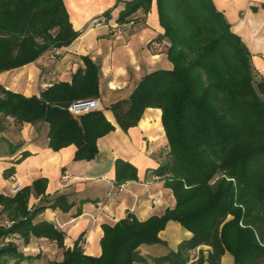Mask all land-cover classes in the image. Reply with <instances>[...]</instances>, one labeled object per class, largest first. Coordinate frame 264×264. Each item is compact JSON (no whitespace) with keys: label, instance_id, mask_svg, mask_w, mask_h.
I'll return each instance as SVG.
<instances>
[{"label":"trees","instance_id":"16d2710c","mask_svg":"<svg viewBox=\"0 0 264 264\" xmlns=\"http://www.w3.org/2000/svg\"><path fill=\"white\" fill-rule=\"evenodd\" d=\"M120 2L125 8L117 22L126 23L140 10L149 13L153 0ZM156 4L172 70L146 75L126 101L78 115L69 111L72 103L100 95V68L86 57L72 83L54 84L40 96L0 85V116L17 125L46 123L49 148L75 146V161H91L98 140L116 128L106 110L128 131L148 109H161L169 151L154 173L172 190L175 207L146 221L133 216L104 225L102 255L92 257L85 254L83 236L67 249L65 233L39 220L48 206L29 207L33 194L46 200L48 181L40 178L14 196L0 194L2 214L12 223L0 225V264L29 259L18 241L28 245L33 238L62 249L63 259L50 264H149L140 248L167 246L160 234L171 221L192 237L176 251L151 258L154 264H222L227 253L234 264L264 263V81L256 78L247 46L213 0ZM112 11L104 16L108 21ZM80 34L64 0H0V74L68 47ZM115 172L116 187L138 178L136 167L123 160L116 161ZM49 208L67 213L73 205L61 195Z\"/></svg>","mask_w":264,"mask_h":264},{"label":"crops","instance_id":"0c3cea01","mask_svg":"<svg viewBox=\"0 0 264 264\" xmlns=\"http://www.w3.org/2000/svg\"><path fill=\"white\" fill-rule=\"evenodd\" d=\"M213 2L231 24L232 32L247 46L256 78L264 81V0ZM64 3L74 29L81 32L80 36L68 47L49 52L34 63L1 73L0 85L26 97L40 96L54 84L72 83L77 71L85 68L84 58L88 57L100 68V95L95 100L100 102V110H105L128 100L146 75L173 69L156 0L149 13L138 11L131 17L134 25L117 36L110 34L108 25L95 27L94 22L110 10H113L110 24L117 22L125 8L124 3L117 5V0H64ZM105 114L116 128L98 140L99 151L91 161H75V146L58 152L49 148L46 123L17 125L12 117L0 116V194L15 195L12 193L15 185L10 179L12 175L21 188L32 186L40 178L47 179L46 200L33 194L29 207L48 206L39 220L51 222L65 233L67 249L73 248L83 236L85 254L92 257L102 255L104 225H114L129 214L146 221L152 216H162L176 205L172 190L154 173L165 162L169 151L162 110L148 109L137 126L128 131L116 124L110 110ZM118 160L134 165L138 178L127 182L125 190L112 200L109 194L116 187L115 164ZM61 195L73 205L67 213L49 208ZM153 198L157 199L156 203ZM79 210L81 215L75 217ZM0 217L5 221L1 206ZM160 236L167 246L140 248L147 260L166 255L170 250L176 251L192 234L171 221ZM18 244L24 254V250L27 251L26 255H44L45 249L50 248L53 255L58 253L60 256L58 261L63 259L62 249L49 240L33 238L28 245L22 241ZM148 249L160 251L152 254L146 252ZM225 260L232 261L231 255L227 253L222 264Z\"/></svg>","mask_w":264,"mask_h":264},{"label":"built area","instance_id":"2783aa9c","mask_svg":"<svg viewBox=\"0 0 264 264\" xmlns=\"http://www.w3.org/2000/svg\"><path fill=\"white\" fill-rule=\"evenodd\" d=\"M108 25L110 28V34L117 36V35H121L123 34L125 28H127L128 26H133L134 25V21L130 20L126 23H119V22H115L113 24H110V22L106 19V17H102L99 20H96L94 22V26L95 27H99L101 25ZM167 46L170 47L171 44L167 43ZM101 109V104L98 100H81V101H77L71 104V106L69 107V111L73 114H78V115H82L94 110H100ZM68 177H64V179H67ZM10 179L15 183L13 189H12V193L13 194H17L20 190H22L23 188H21V185L17 183V179L14 175H12L10 177ZM125 190V184L121 185V186H117L114 187L113 191L109 194V197L112 200H115L118 195L123 192ZM153 201L156 203L157 199L153 198ZM1 226H4L6 228H9L12 226V223L5 220L3 221L1 224ZM199 254V250H195L192 252V259L195 258L197 255Z\"/></svg>","mask_w":264,"mask_h":264},{"label":"rangeland","instance_id":"374dc122","mask_svg":"<svg viewBox=\"0 0 264 264\" xmlns=\"http://www.w3.org/2000/svg\"><path fill=\"white\" fill-rule=\"evenodd\" d=\"M4 218H1L0 217V224L3 222ZM6 242H9V239L6 241ZM146 246V245H144ZM153 246V245H152ZM164 247V245H162ZM143 247V246H142ZM163 247H160L162 250L164 249ZM22 249V248H21ZM160 250H153V249H148L146 252H151L152 254H156L158 253ZM24 252L26 254L27 251L24 250ZM24 254L25 256H27L29 259H26L24 261H21L20 264H50L51 261H58L57 259L60 258V256L58 255V253H56V255H53L51 252H50V248H46L45 249V254L44 255H40V256H32V255H26ZM232 258V261H228V260H225L224 264H233V257L231 256ZM149 261V264H154L151 260H148ZM9 264H17L15 260H12L10 261ZM264 264V263H262Z\"/></svg>","mask_w":264,"mask_h":264},{"label":"water","instance_id":"95a60500","mask_svg":"<svg viewBox=\"0 0 264 264\" xmlns=\"http://www.w3.org/2000/svg\"><path fill=\"white\" fill-rule=\"evenodd\" d=\"M128 218L131 219V218H132V214H129V215H128Z\"/></svg>","mask_w":264,"mask_h":264}]
</instances>
